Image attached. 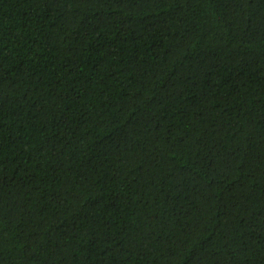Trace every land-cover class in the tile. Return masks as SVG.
I'll return each instance as SVG.
<instances>
[{
  "label": "trees",
  "instance_id": "16d2710c",
  "mask_svg": "<svg viewBox=\"0 0 264 264\" xmlns=\"http://www.w3.org/2000/svg\"><path fill=\"white\" fill-rule=\"evenodd\" d=\"M0 264H264V0H0Z\"/></svg>",
  "mask_w": 264,
  "mask_h": 264
}]
</instances>
